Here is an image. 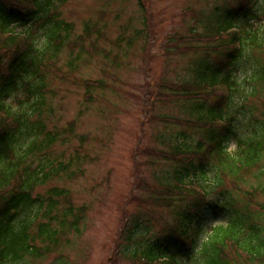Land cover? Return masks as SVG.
Returning a JSON list of instances; mask_svg holds the SVG:
<instances>
[{"label": "rangeland", "instance_id": "374dc122", "mask_svg": "<svg viewBox=\"0 0 264 264\" xmlns=\"http://www.w3.org/2000/svg\"><path fill=\"white\" fill-rule=\"evenodd\" d=\"M237 2L66 0L58 7L62 17L74 23L72 40L82 34L86 22L97 27L101 37L96 54L82 61L73 76L51 77L50 88L55 92L52 124L56 123L65 134L63 129L74 122L75 134H65L69 141L59 142L49 153L53 158L67 161L79 152L84 162L81 169L73 168L80 172L73 179L62 176L39 191L43 193L55 185L68 187L73 203L87 210L80 235L70 234L69 243L65 242L62 248L44 258H28L15 264H59L63 260L67 264H136V258L124 253V249L133 246L127 242V236L133 241L164 237L169 234L167 229L175 228L177 213L186 203L176 201L167 205L165 200L170 196L166 191L170 184L176 183V170L184 173L186 165L172 158L180 152L197 151L198 142L208 144L210 126L199 128L187 122L207 118L208 108H214L217 100L216 97L193 101L174 99V92L186 90L175 91L171 86H189L192 90L197 84L209 86V81L205 85L199 78L220 57L214 51L180 49L212 47L217 41L179 39L193 37L194 32L210 34L207 26L215 17V7L225 10L237 7ZM257 25L262 29L264 18ZM94 32L92 28L90 39L98 37ZM72 46L68 44L57 59L56 70L60 68L64 74L71 71L68 61ZM258 54L264 56L257 49L250 50V59L259 58ZM248 72L249 68L242 70V67L239 72L244 94L236 96L239 106L235 124L242 138L251 137L257 129L264 139V79L253 92L250 88L254 83L242 81ZM86 80L103 81L106 86L95 87L88 98ZM212 84L217 88V82ZM14 105L17 107L18 102ZM52 126L49 124V128ZM236 146V140H232L227 150L234 152ZM161 153L170 157L160 156ZM263 173L264 157L239 182V188L256 195L247 199L250 203L245 210L247 214H255L264 207ZM193 182L198 189L204 188L203 185L212 189L203 180L196 183L193 179ZM233 185L232 180L226 181L227 187L234 189ZM241 206L239 203L238 207ZM226 222L225 217L208 215L201 238L206 237L208 225ZM260 223H264V214Z\"/></svg>", "mask_w": 264, "mask_h": 264}, {"label": "trees", "instance_id": "16d2710c", "mask_svg": "<svg viewBox=\"0 0 264 264\" xmlns=\"http://www.w3.org/2000/svg\"><path fill=\"white\" fill-rule=\"evenodd\" d=\"M65 1L0 0V264L44 258L62 248L65 242L69 243L70 234L82 233L87 208L73 203L68 187L55 185L43 193L39 191L62 176L73 179L80 173L73 168L81 169L84 162L78 152L67 161L53 158L49 153L56 144L68 140L65 134H75L74 122L63 129L65 134L56 123L52 124L55 92L50 88L51 77L54 74L63 79L73 76L82 61L96 54L101 37L98 28L86 22L82 34L72 40L74 23L57 11ZM215 8V17L209 20L210 34H197L179 41L216 40V45L180 49L188 52L208 48L220 56L213 66L206 67L201 78L210 80L212 85L223 76L230 84L233 95L228 105L234 115L232 128L218 123L225 124L229 112L217 108H208V119L199 117V122H187L197 127L210 126L212 142L208 140L206 145L198 142L197 151L180 152L172 158L186 166L184 173L176 170V183L170 184L166 191L170 197L165 203L170 206L177 201L186 205L177 213L176 226L166 236L134 241L127 236V242L133 246L124 249V253L136 258L137 264H264V223L259 224L264 207L255 214H247L245 210L250 205L247 199L249 195H256L239 188V182L264 157V139L257 129L251 137L242 138L235 124L239 106L236 96L244 94L239 82L241 67L242 70L249 68L248 76L242 77V81L253 82L254 86H249L253 92L264 79V56L258 54L259 58L250 59V50L257 49L264 54V27L249 28L261 20L264 3L261 0L252 13L245 12L242 6ZM237 21L248 28H243L240 38L242 49L232 51L235 40L227 31ZM92 28L98 36L95 39H90ZM68 44H73L68 61L71 71L64 74L60 68L56 70V65ZM99 85L102 88L105 83L101 81ZM84 86L91 98L93 85L84 82ZM171 87L175 91H187L185 94L174 92V99H209L213 94L202 85L199 88L203 93L193 92L188 86ZM14 101L18 102L17 107L13 106ZM172 122L178 123V120ZM216 129L220 131L216 133ZM231 138L237 142L233 153L227 152ZM160 156L170 157L165 153ZM193 179L196 183L203 180L212 189L203 185L197 191L192 186ZM228 179L233 181L234 189L226 186ZM208 215L225 217L227 222L211 224L208 235L199 243L197 237L203 233ZM59 264L67 262L63 260Z\"/></svg>", "mask_w": 264, "mask_h": 264}, {"label": "snow or ice", "instance_id": "6c2138e0", "mask_svg": "<svg viewBox=\"0 0 264 264\" xmlns=\"http://www.w3.org/2000/svg\"><path fill=\"white\" fill-rule=\"evenodd\" d=\"M209 142L211 143L212 141H211V140H209ZM173 223H174V221H173ZM161 255H163V253H161Z\"/></svg>", "mask_w": 264, "mask_h": 264}]
</instances>
